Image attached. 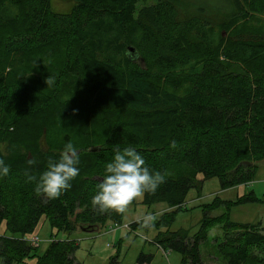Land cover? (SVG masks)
I'll return each mask as SVG.
<instances>
[{
    "label": "trees",
    "instance_id": "16d2710c",
    "mask_svg": "<svg viewBox=\"0 0 264 264\" xmlns=\"http://www.w3.org/2000/svg\"><path fill=\"white\" fill-rule=\"evenodd\" d=\"M69 1L61 13L50 0H0V159L10 169L0 176V264H78L68 238L77 224L121 223L91 201L115 150L127 147L165 175L139 200L169 209L153 222L154 245L178 253V264H203L200 247L222 222L212 237L218 264H264L259 223L227 212L209 219L202 208L193 234L169 230L190 188L212 177L221 190L248 184L264 159V0ZM68 142L80 173L48 199L24 173L38 181ZM256 200L249 191L203 207ZM44 223L39 251L30 239ZM150 261L139 251L132 264Z\"/></svg>",
    "mask_w": 264,
    "mask_h": 264
},
{
    "label": "rangeland",
    "instance_id": "374dc122",
    "mask_svg": "<svg viewBox=\"0 0 264 264\" xmlns=\"http://www.w3.org/2000/svg\"><path fill=\"white\" fill-rule=\"evenodd\" d=\"M152 1L145 0L144 2L149 3ZM49 3L52 11L61 13L68 12L73 4L69 0H50ZM258 16L263 25L264 13L258 14ZM0 152H7L5 144H0ZM256 164V172L248 184L223 190L219 188L216 178L212 177L200 181V177L197 176V185L199 181L201 183L187 191L184 208L174 214L169 230L182 229L186 230L189 235L193 234L199 226L203 208L209 219L227 212L229 221L238 224L259 223L263 226L262 230L264 232V159ZM249 191L257 199L255 202L230 205L228 210L223 205L213 209L203 207V205L210 204L213 200L234 201L238 196ZM139 200H135V203L129 206L128 211L122 214V220L119 224L106 223L98 227L77 224L75 230L68 237L76 243L73 252L74 260L78 264H105L110 257L118 253L119 264H132L138 252L141 251L151 256L149 264H178L180 259L178 253L167 249L162 251L152 243L156 229L153 226L144 228L137 222V218L142 214L150 213L157 219L162 213L168 212L169 209L163 203L146 207ZM133 221L138 224L134 229L129 225ZM221 225L222 222L212 224L207 233V241L200 247L203 264H218L220 262L212 237L220 233ZM48 230L47 223H44L37 234L38 242L35 244L39 246V251L47 245ZM162 231H164L163 227Z\"/></svg>",
    "mask_w": 264,
    "mask_h": 264
},
{
    "label": "clouds",
    "instance_id": "9594fccd",
    "mask_svg": "<svg viewBox=\"0 0 264 264\" xmlns=\"http://www.w3.org/2000/svg\"><path fill=\"white\" fill-rule=\"evenodd\" d=\"M47 87L55 83V78L48 76L45 80ZM172 147H175L173 142ZM29 165L35 163L28 160ZM79 154L71 142L66 143L60 153L58 161H48L47 170L44 171L37 181V177L27 170L24 175L27 181H36V191L42 193L48 199H58L63 192L71 188V183L80 173L77 167ZM10 169L0 159V176H7ZM165 175L159 171H151L145 164V159L133 147L123 150L117 148L113 159L108 162L104 169V175L97 185L98 191L92 198L93 207L101 214L109 210L116 213H126L133 201L142 199L144 194L154 193L158 187L165 183ZM156 217L153 214H142L137 222L144 228L153 226Z\"/></svg>",
    "mask_w": 264,
    "mask_h": 264
},
{
    "label": "water",
    "instance_id": "95a60500",
    "mask_svg": "<svg viewBox=\"0 0 264 264\" xmlns=\"http://www.w3.org/2000/svg\"><path fill=\"white\" fill-rule=\"evenodd\" d=\"M127 51L129 52V54H131L132 58L136 57V54H135V52H133L134 50L131 47H127Z\"/></svg>",
    "mask_w": 264,
    "mask_h": 264
},
{
    "label": "built area",
    "instance_id": "2783aa9c",
    "mask_svg": "<svg viewBox=\"0 0 264 264\" xmlns=\"http://www.w3.org/2000/svg\"><path fill=\"white\" fill-rule=\"evenodd\" d=\"M30 241L36 243L37 240H36V238L34 237V238H31Z\"/></svg>",
    "mask_w": 264,
    "mask_h": 264
}]
</instances>
